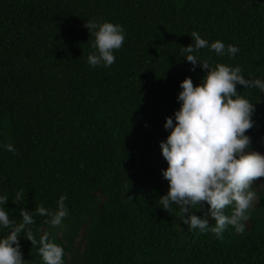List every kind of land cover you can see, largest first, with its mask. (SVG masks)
Listing matches in <instances>:
<instances>
[{
    "label": "trees",
    "instance_id": "16d2710c",
    "mask_svg": "<svg viewBox=\"0 0 264 264\" xmlns=\"http://www.w3.org/2000/svg\"><path fill=\"white\" fill-rule=\"evenodd\" d=\"M89 20L124 29L110 67L87 62ZM193 31L239 49L219 56L203 48L198 62L264 80V0H0V196L17 223L21 208L33 211L34 237L47 233L64 264H264V177L252 187L259 201L243 234L229 226L222 240L190 231L158 203L168 191L165 118L179 110L180 83L206 75L181 54ZM237 91L255 104L249 150L264 155V93ZM21 189L24 200L13 204ZM61 195L68 215L53 227L34 210L55 211ZM8 231L0 227V238ZM19 243L27 264H43L39 244L24 232Z\"/></svg>",
    "mask_w": 264,
    "mask_h": 264
},
{
    "label": "clouds",
    "instance_id": "9594fccd",
    "mask_svg": "<svg viewBox=\"0 0 264 264\" xmlns=\"http://www.w3.org/2000/svg\"><path fill=\"white\" fill-rule=\"evenodd\" d=\"M83 26L94 37L91 47L95 51L88 55V64L110 67L116 59L114 51L119 50L125 41L123 27L94 20L86 21ZM191 39V44L180 47L181 54H187L184 59L193 66L191 70L199 66L206 75L199 85L194 86L188 77L180 83L179 110L173 117L165 118L164 128L170 131L159 148L168 165L162 170L168 191L158 203L168 213L176 211L190 231L198 230L201 234L211 231L222 240L229 226L243 234L244 222L259 201L252 187L264 177V155L249 150L251 138L246 135L254 127L255 104L238 93L237 85L258 88L264 93V80L245 79L239 66L217 63L210 67L206 60L198 62L194 53L203 48H210L219 56H235L239 49L234 45L225 46L221 41L209 45L196 31L191 33ZM6 149L16 151L11 144ZM24 197L25 191L21 189L15 194L13 204ZM66 199V195L59 197L55 211L38 205L34 212L50 217L44 222L58 227L68 215ZM7 202V195L0 196V227L9 230L4 238H0V264H27L19 243L22 232L32 247L39 244L38 254L43 264H64L62 247L49 241L47 233L39 241L34 237L29 227L35 222L33 211L21 208L19 215L22 219L17 223L10 219L3 207ZM205 204L208 205L205 215H196ZM229 207L231 214L226 215L225 209ZM209 217L215 221L213 226H209Z\"/></svg>",
    "mask_w": 264,
    "mask_h": 264
}]
</instances>
